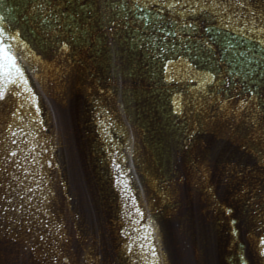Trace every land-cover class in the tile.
<instances>
[{"label":"water","instance_id":"obj_1","mask_svg":"<svg viewBox=\"0 0 264 264\" xmlns=\"http://www.w3.org/2000/svg\"><path fill=\"white\" fill-rule=\"evenodd\" d=\"M230 2L208 59L184 0H0V264H264V19Z\"/></svg>","mask_w":264,"mask_h":264},{"label":"snow or ice","instance_id":"obj_2","mask_svg":"<svg viewBox=\"0 0 264 264\" xmlns=\"http://www.w3.org/2000/svg\"><path fill=\"white\" fill-rule=\"evenodd\" d=\"M65 2H67V0H65ZM234 2L237 6H242L244 8H252L253 12H258L260 18L264 19V11L258 10L250 2V0H234ZM165 3L167 4L168 8L172 9L176 5H179L181 3V0H172V3H168V0H165ZM184 3H186L188 5V7L183 9V11L185 13L190 12L193 14V16L191 18H186V23L183 25L184 29H186L191 34V33H195L198 30H200L204 23L209 24V26L207 28H203V30L200 32L201 39L199 41H197L199 44L202 45V47L206 48L211 53L210 55H208L207 58L212 59L213 55H218V52L214 48V44H216L219 40H223V44H221L222 51L224 53H228L229 50L234 47V45L228 40L227 37H223V36H219V35H212L211 33H213V32L220 33L221 29L217 25L211 24L210 20L204 19L203 17L206 14V10L209 8L210 4H211L212 8H221L222 11L227 13L229 8L232 7V3L230 2V0H225L227 7H225L223 4H221L219 2V0H184ZM63 6H64L63 3H55L54 7L49 8V11L53 12L55 14V20L57 21V23H56L57 28L61 27V24L59 23L60 18H61V14L59 11H57V9L62 8ZM133 6L138 7V8L142 7V5L139 3L134 4ZM31 7L33 9H39V10L43 11L46 7H48V4L47 3L34 2V3H32ZM80 7L85 8L86 5L81 3ZM87 7H90V5H87ZM161 11H163V9H161ZM64 15H67V13H65ZM207 15L211 16V13H207ZM228 19H232V17L229 16ZM4 20H5V18H4L3 13H0V21H4ZM47 20H48V16L45 15L44 21H47ZM110 23L112 25H115L116 20L111 19ZM174 23L178 24L179 21H174ZM221 23H223V20L221 21ZM7 26L8 25L6 22L0 23V69H3V72L7 74L6 76L0 77V78H4V79L8 80L9 82L14 83L16 78L13 77L11 73H12V69H16L17 76H19L20 79H22L26 82V77H24L23 72L20 70L19 65L16 63L17 57L11 51V45L9 43L5 42L6 39H11V40L17 39V37L15 35L9 37V34L6 31ZM251 30L256 31L255 28H253ZM261 31H264V28H262ZM170 34L175 35L176 33H170ZM76 38L77 37L75 35H73L71 37L63 38L62 40L59 41L60 48L65 52L70 51L72 46H73L72 42L75 41ZM224 44H226L227 47H224ZM188 51L191 52L192 49L189 48ZM241 55H243V53H241ZM220 59L223 60L224 57L221 56ZM166 67H167V65H166ZM216 75H217V73L215 71L209 73V76L213 80L215 79ZM219 75L221 76L222 79L224 78L223 72H220ZM237 75H239V74L237 73ZM262 75H264V73H262ZM170 79H174V77H170ZM224 82L226 84L230 85L232 83V79H226V80H224ZM250 91L253 92V95H257L255 90H250ZM9 94H11V90L9 88H7L6 86H0V101L6 100ZM248 103H249V100H247V99L241 100L240 106L243 107ZM173 104L176 105L175 110L178 113L182 111L180 105L177 104L175 100L173 101ZM223 104H227V101H224ZM257 107L259 108L260 105H257ZM15 114L16 113H13V115H15ZM253 122H255V118H253ZM17 131H20V130L17 129ZM13 155H15V153H13ZM262 190H264V187H262ZM241 191L247 193L249 191V188L248 187H242ZM255 198H256L255 196L252 197L253 200ZM249 203H251V201H249ZM226 211L228 213H233L234 209L232 207H228L226 209ZM231 222L233 225L237 224V220H235V219H233ZM236 231H237V228L234 227L233 232H236ZM259 244L261 246H264V237L259 238ZM260 251H261V253H264V247H261ZM155 255H156V253L153 252V256H155ZM63 259L65 261H68L70 258L67 255H65V256H63ZM244 264H247V260H245Z\"/></svg>","mask_w":264,"mask_h":264}]
</instances>
